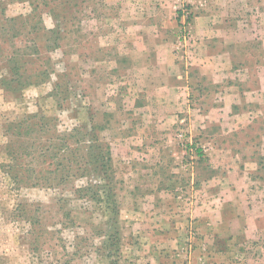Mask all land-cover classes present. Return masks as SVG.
Segmentation results:
<instances>
[{
    "label": "rangeland",
    "instance_id": "rangeland-1",
    "mask_svg": "<svg viewBox=\"0 0 264 264\" xmlns=\"http://www.w3.org/2000/svg\"><path fill=\"white\" fill-rule=\"evenodd\" d=\"M33 1L0 0V264H264V183L247 178L242 191L227 171L247 166L264 179L263 121L223 135L218 170L210 161L217 153L205 150L196 130L191 141L185 103L179 111L153 95L188 83L193 95L214 98L221 86L191 56L203 44L232 57L245 30L258 35L248 43L261 45L264 0H74L72 10L58 9L60 46L42 47L22 69L24 84L49 63L50 77L17 89L7 58L27 42L2 23L32 12ZM43 18L55 25L47 12ZM223 63L232 80L237 64ZM244 66L255 78L256 66ZM185 71L192 80L178 76ZM42 118L58 130L97 127L112 156L109 200L78 197L89 181L107 183L94 171L61 185L19 181L17 166L34 176L47 163L33 149L25 154L40 138L16 124Z\"/></svg>",
    "mask_w": 264,
    "mask_h": 264
},
{
    "label": "trees",
    "instance_id": "trees-1",
    "mask_svg": "<svg viewBox=\"0 0 264 264\" xmlns=\"http://www.w3.org/2000/svg\"><path fill=\"white\" fill-rule=\"evenodd\" d=\"M73 1L74 0H35L32 2V12L29 14L6 17L4 19L2 23L3 30H9V33H13V36L21 35L23 39L25 37L27 42L25 48L16 49L15 52L7 58V65L12 75L9 79L10 85L16 82V88L19 89L21 86L31 83L34 84L36 82L39 83L43 79L50 77L54 67L49 63L44 66V68L35 72V76L37 77L36 81H29L24 84L25 80H23V75L27 74V70L24 72L22 69L27 65L29 58H33L41 52L42 47L47 51H54L60 46L59 40L62 38L61 30L63 17L58 9L65 8L66 11L72 10V8L75 7ZM2 5L3 4H1V6ZM3 7L5 8L6 6ZM46 12L52 15L56 21L52 28H48L44 22L43 14ZM69 15L73 18V12H70ZM44 36H46L45 44L42 40ZM48 42L52 44H48ZM13 76H16V79L13 78ZM40 120H42L40 123L29 122L28 124L19 122L16 124L17 128L25 127L26 133L30 134L31 132H35L36 137L39 136L40 138V143L35 141L30 143L31 136L29 137L28 142L30 144L28 143L29 145H27L24 151L25 154H27L30 149H33L32 151L34 152L32 155H35L37 159L43 157V162L47 163L45 169L43 168L40 171L35 170L34 176L25 175L24 169L17 166V168H15L16 171H20L21 176L25 177L22 178V180L20 178L19 181L31 179L32 185L34 186L42 183L52 185L53 181L61 185L70 181L71 178L88 176V174L93 171L102 175L101 179L105 181H107L108 178H112L110 172L112 160L110 146L100 138L95 125H82L72 129L66 128L58 130L54 125V128H52L49 121H44V118ZM11 153L10 151V154ZM13 153L17 155L18 152L13 151ZM10 168L12 169L13 165H11ZM15 177L19 179V173H16ZM97 183L95 184L89 181L87 185L78 188V197H88L91 200L101 201L104 196H106L109 200L112 197L113 191V188L110 187V183L108 181L106 184H101V182ZM70 254L71 256H75L78 254V251ZM72 259L73 258L66 261L62 260L61 264H72ZM112 264L118 263L114 261Z\"/></svg>",
    "mask_w": 264,
    "mask_h": 264
},
{
    "label": "crops",
    "instance_id": "crops-1",
    "mask_svg": "<svg viewBox=\"0 0 264 264\" xmlns=\"http://www.w3.org/2000/svg\"><path fill=\"white\" fill-rule=\"evenodd\" d=\"M245 31L247 38L244 37L240 41V47L238 50L236 49L232 57H228L227 55H229V53L225 52L223 48L213 52L207 50L208 48H213V46H200L203 44H199L196 48L200 53L195 54L192 52L194 55L191 56V58L194 62L191 64L193 65V63H196L199 65L200 68L205 71L204 73H208L210 79L213 80L217 86H221V89L216 91L214 98H207V94L204 92L193 95L188 83L175 86L182 88V91H172V87L166 86V88H170L167 93H153L157 100L165 98L169 105H179V111H182V105L185 103L184 108L186 112H190L191 116H187L182 119V121L188 127V131L193 132L190 136L191 141L194 139V133L196 132L198 140L202 142L201 145L206 147V149H204L206 151L212 150L217 153V155L211 153L212 157L210 161L211 163H217L215 167L218 170H220V165H222L226 159L225 154L227 149L224 142L226 138L221 140L223 135L231 131L241 133L243 130L256 126V123L259 121H263L264 126V41L261 45H257V42L253 45L248 43V39L258 35L257 33L250 32V30ZM261 38L264 39L263 36ZM260 47L261 49L259 50L258 48ZM203 50L205 52H203ZM229 59H233L238 66L234 73L231 72V74L235 75L231 77L233 78L232 80H226L228 79L227 75L229 72L225 73V70H223L225 66L223 62ZM187 62L189 63V60ZM251 63L257 68L255 71L256 76L253 79L250 76L248 67L244 66ZM174 69L176 68L170 67L168 70L171 73ZM178 76L182 78L185 76L188 82L187 78H191L192 75L190 71H185L179 73ZM190 80H192V78ZM217 88L219 89L220 87ZM260 139L262 140L261 145L264 154V129ZM241 143L245 142L241 140ZM234 157L240 159L237 155H233L232 160H235ZM244 163L248 165V163ZM260 163V160L256 162L252 159L251 161V164H256V170L260 168ZM229 169L227 171L233 174L235 183L237 184L236 187L239 189L241 188L242 191L244 190L243 187L246 186L245 183H247V178L257 183H260L262 180L264 183V179L258 177L257 174L254 175V171H249L247 166L241 170H237L235 166H232V170ZM218 182L221 183L220 180ZM262 185L264 187V184H261V187Z\"/></svg>",
    "mask_w": 264,
    "mask_h": 264
},
{
    "label": "built area",
    "instance_id": "built-area-1",
    "mask_svg": "<svg viewBox=\"0 0 264 264\" xmlns=\"http://www.w3.org/2000/svg\"><path fill=\"white\" fill-rule=\"evenodd\" d=\"M185 38H187V39H189V40H190V39H193V36H192V35L189 33V34H187V35H186V37H185ZM182 135H183V134H182Z\"/></svg>",
    "mask_w": 264,
    "mask_h": 264
}]
</instances>
